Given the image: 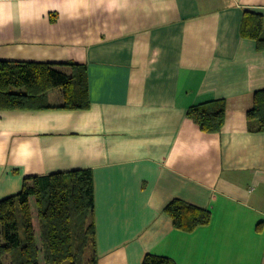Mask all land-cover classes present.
Segmentation results:
<instances>
[{"label":"crops","instance_id":"0c3cea01","mask_svg":"<svg viewBox=\"0 0 264 264\" xmlns=\"http://www.w3.org/2000/svg\"><path fill=\"white\" fill-rule=\"evenodd\" d=\"M246 13L264 30V0H0V61L83 66L90 100L0 110V201L89 169L97 264H264V133L246 121L264 51L241 35ZM215 101L224 123L206 134L186 113ZM174 200L209 224L176 230Z\"/></svg>","mask_w":264,"mask_h":264},{"label":"trees","instance_id":"16d2710c","mask_svg":"<svg viewBox=\"0 0 264 264\" xmlns=\"http://www.w3.org/2000/svg\"><path fill=\"white\" fill-rule=\"evenodd\" d=\"M241 35L264 51V30L258 15L245 14ZM59 90V102L48 92ZM90 106L83 66L0 61V110H86ZM201 132H220L225 102L215 101L187 110ZM247 129L264 133V89L256 91L246 114ZM164 213L173 227L192 233L210 222L207 210L170 202ZM91 249L86 261L85 252ZM0 264H97L94 223V181L89 169L28 177L21 191L0 201ZM142 264H175L146 255Z\"/></svg>","mask_w":264,"mask_h":264},{"label":"rangeland","instance_id":"374dc122","mask_svg":"<svg viewBox=\"0 0 264 264\" xmlns=\"http://www.w3.org/2000/svg\"><path fill=\"white\" fill-rule=\"evenodd\" d=\"M91 256V249H87L86 252H85V260L87 261Z\"/></svg>","mask_w":264,"mask_h":264}]
</instances>
